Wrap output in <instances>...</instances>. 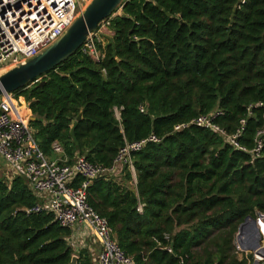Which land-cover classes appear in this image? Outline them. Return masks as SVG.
Wrapping results in <instances>:
<instances>
[{"label":"trees","instance_id":"trees-1","mask_svg":"<svg viewBox=\"0 0 264 264\" xmlns=\"http://www.w3.org/2000/svg\"><path fill=\"white\" fill-rule=\"evenodd\" d=\"M105 22L112 37L95 43L100 62L80 49L13 93L28 104L40 150L54 159L57 142L70 164L111 167L126 143L155 135L132 155L133 170L92 182L91 208L134 264H246L236 236L264 213V0H123ZM214 112L227 136L245 120V151L210 129L175 131ZM37 203L26 179L0 174V264L76 255L72 230L25 212ZM77 256L96 264L88 250Z\"/></svg>","mask_w":264,"mask_h":264},{"label":"built area","instance_id":"built-area-1","mask_svg":"<svg viewBox=\"0 0 264 264\" xmlns=\"http://www.w3.org/2000/svg\"><path fill=\"white\" fill-rule=\"evenodd\" d=\"M91 1L0 0V76L26 64L57 42L83 15ZM106 25L109 23L103 22L99 27ZM98 31L90 34L81 48L96 62L102 58L95 44ZM260 106L262 104L257 105ZM27 109L28 104L21 98L17 100L14 94L0 97V154L9 165L5 175L10 182L16 177L26 179L39 199V203L25 212L52 214L60 226L72 230L68 241L75 256L86 248L83 240L90 239L98 246V264H134L118 245L107 219L89 205L87 189L99 178L119 177L125 165L133 170L132 155L148 143H159L160 140L151 135L145 140L126 143L111 167L92 164L84 157H78L70 164L57 142L53 144V152L58 159L50 160L38 146ZM221 114L214 112L200 116L190 124L176 126L175 131L196 125L223 135L235 149L245 151L238 141L245 120L241 121L242 128L235 135L227 136L214 123ZM262 134L264 131L259 132V136ZM261 150L262 142L258 141L253 153L258 154ZM255 220L256 225L249 222L241 233L238 231L235 239L236 253L246 264L264 262V213H259ZM90 234L93 239L89 238Z\"/></svg>","mask_w":264,"mask_h":264},{"label":"water","instance_id":"water-1","mask_svg":"<svg viewBox=\"0 0 264 264\" xmlns=\"http://www.w3.org/2000/svg\"><path fill=\"white\" fill-rule=\"evenodd\" d=\"M122 2L123 0H93L83 15L57 42L26 64L0 76V97L15 93L66 62L82 48L89 35L96 32L101 23L114 16V12ZM82 117L81 113L77 121ZM31 121L34 119L32 118ZM249 222L256 225L254 218H248L240 226V233ZM70 264H78V257L74 256Z\"/></svg>","mask_w":264,"mask_h":264},{"label":"rangeland","instance_id":"rangeland-1","mask_svg":"<svg viewBox=\"0 0 264 264\" xmlns=\"http://www.w3.org/2000/svg\"><path fill=\"white\" fill-rule=\"evenodd\" d=\"M93 1V0H92ZM91 1V2H92ZM90 2V3H91ZM117 14H121V11H119ZM115 16H116V14H115ZM96 39H95V41H98V42H100L103 46H105L110 40H111V37H112V35H111V33H110V31L108 30V25H106L105 27H102L98 32H97V35H96ZM19 100V99H18ZM21 100H23V102H24V99L23 98H21ZM56 159H58V156L57 155H55L54 156V159H50V160H56ZM0 166L1 167H3V168H7V167H9V165H8V163H7V161H6V159L4 158V156H2L1 154H0ZM5 171H1L0 172V174H2V176L3 177H5V173H4ZM5 178H7V177H5ZM89 238H91V239H93V236L90 234V236H89ZM89 241V243H88V250L90 251V249L91 248H93L94 247V244H93V242L91 241V240H88Z\"/></svg>","mask_w":264,"mask_h":264},{"label":"crops","instance_id":"crops-1","mask_svg":"<svg viewBox=\"0 0 264 264\" xmlns=\"http://www.w3.org/2000/svg\"><path fill=\"white\" fill-rule=\"evenodd\" d=\"M112 35V34H111ZM21 101H23V100H21ZM24 102H25V100H24ZM6 169H8V167L7 168H3V167H1L0 166V172L2 171H6ZM4 173H6V172H4ZM5 177H6V175H5ZM6 180H7V178H5ZM88 240H90V239H86V240H83L84 241V243L86 244V248L84 247L83 248V250H88L87 248V245H88V243H89V241ZM89 251V250H88ZM90 252V254H91V256H92V258H93V261L96 263V264H98V261H97V252H98V246L97 245H94V247H93V250L91 251H89Z\"/></svg>","mask_w":264,"mask_h":264}]
</instances>
